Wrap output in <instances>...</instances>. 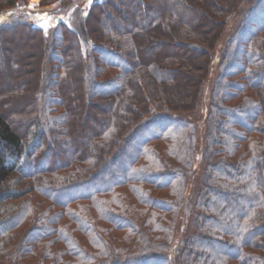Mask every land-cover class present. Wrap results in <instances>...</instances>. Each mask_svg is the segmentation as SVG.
<instances>
[{
  "label": "trees",
  "instance_id": "obj_1",
  "mask_svg": "<svg viewBox=\"0 0 264 264\" xmlns=\"http://www.w3.org/2000/svg\"><path fill=\"white\" fill-rule=\"evenodd\" d=\"M29 1L0 0V42L14 47L28 30L19 60L34 66L12 56L4 64L0 47V264L23 226L12 248L37 259L29 264H264V0H91L86 51L64 17L83 0H42L58 4L35 13L56 20L47 28L18 14ZM109 10L120 20L103 24ZM188 38L211 49L202 85L219 66L200 143L193 122L146 107L140 90L153 86L149 70L161 83L177 79L174 90L194 100L197 84L162 63L179 50L201 58ZM73 95L101 117L81 124ZM36 197L44 200H28Z\"/></svg>",
  "mask_w": 264,
  "mask_h": 264
},
{
  "label": "rangeland",
  "instance_id": "obj_2",
  "mask_svg": "<svg viewBox=\"0 0 264 264\" xmlns=\"http://www.w3.org/2000/svg\"><path fill=\"white\" fill-rule=\"evenodd\" d=\"M84 1V2H83ZM82 2H80L78 5H80L81 7H79L78 10H75V12L72 10H70L69 12H67L64 17L66 18V22H68L70 24L71 27L75 28L77 30V32L79 33L80 39L82 41L83 47L86 51V49H89V39L87 36V30L85 27V17L87 15V11H84L85 6H87V4L90 1L86 2L87 0H83ZM42 0H30L29 3L27 5L21 6L18 9V14L20 16H23L24 18H27L28 16L30 17L31 14H35V13H41V12H47V11H54L55 8L58 6V4L55 5H50V6H42L41 5ZM219 5H223L225 7V2L222 0H218L217 1ZM86 3V4H85ZM119 6H123L126 5L124 3V0H120L119 1ZM132 4V3H131ZM77 5V6H78ZM85 5V6H83ZM197 6V5H196ZM204 11H206V14H208L210 17H212L213 19L218 18L216 16V12L209 10L207 8H204V6H202ZM247 8V7H246ZM148 12V9H147ZM222 12V11H221ZM97 13V12H96ZM143 15L145 14L144 11H142ZM217 13H219L217 11ZM222 14V13H221ZM226 14V13H225ZM102 17L101 21H103V24H112V22H118L119 19V14H116L114 12H111V10L107 11V15L101 13L100 14ZM149 17H151L152 19H154V15L152 14V12L148 13ZM47 16V15H46ZM40 17L43 18V20L40 19ZM50 17V16H49ZM63 17V18H64ZM241 18H244L243 16V12H239L238 14L235 15V13L233 14L232 18L228 21V24L225 25V31H224V36L219 40V45L217 50L222 46L227 44V39L232 35V31L233 29L237 26V24H239ZM0 19H1V15H0ZM38 19L40 21H45L42 22L43 27L47 28L48 26H50L53 22L49 23V20L45 19V16L39 15V14H35V16H32V21L34 24L38 23ZM58 20V17H57ZM29 21V18H28ZM31 22V21H29ZM49 23V24H48ZM219 25H223V22L218 23ZM47 25V26H45ZM20 32V35H17L15 37V45L16 46H11L7 43H4L3 41L0 42V47L3 50V57L1 58L2 62L4 64H6V61L8 59V57L12 56V60H15L16 64H19L20 67L22 69H25L27 71H32V69L34 68V66L32 65L33 63V59L31 58L29 61V66L25 67L24 63H21L19 60V57L22 55L21 53V47L19 45H21V41L20 39L23 38L25 35H27L29 32L26 29H20L18 30ZM220 34L217 35V37H219ZM15 36V35H14ZM12 36V33L9 34V37H14ZM215 36L214 32H211V34L209 33L208 38L209 37H213ZM186 41L191 42L193 46L198 45L200 46V51H201V58L196 59L194 61L193 57L191 56V58H189V54H182L183 50H179V52H176V55L179 54L183 55L180 58H176V57H170L166 60H164L163 63V68L164 69H168V70H178L179 74L183 75L184 77H186L189 80H193V82H190V85H195L197 84V90L196 93L194 95V100L191 101L187 100L185 97V94H187V92H182L179 88H177V90H174V87L177 85V79L174 80H170V83L167 84L165 82H159V80L155 77L152 76L151 72L149 70H146V73L153 79L154 83L153 86L150 85H144L140 87V90L143 92V96L145 97V99L147 98L146 101V107L148 106H152V107H156V106H160V105H164V107H169L172 108V110L176 113H178L179 116L185 117L188 120H190L191 122H193L195 124L196 127V137L200 143L201 137L204 136L206 134V131L208 130V119L206 116V111L205 109H207L206 106H208L209 103V96H210V86L211 84L214 83V80L219 72V66H218V62L215 64H213V68H212V72L210 74V77L207 81H205V83L202 85V80H203V76H202V66L203 65V61L204 59H208L209 60V54L208 52L211 51V49L206 45V42L204 41L203 38H193L191 39H186ZM145 44V43H144ZM217 50L214 52L216 54ZM213 53V55H214ZM90 54V53H89ZM217 54L220 55V52H218ZM205 55V56H203ZM219 59V58H218ZM217 59V61H218ZM47 61L49 62V65L52 64V57L49 56ZM47 62V64H48ZM208 66H206L205 68L207 69ZM207 72V71H206ZM194 75V77H192ZM28 76L32 77L33 73H29ZM163 79H166L167 77H169L167 74L162 73L161 74ZM205 77V76H204ZM202 86V87H201ZM166 89V92L163 93L162 90ZM169 89L168 93L170 92L171 95V99L172 102L169 101V96L167 93V90ZM202 89V93H200ZM187 90V89H186ZM177 91V92H176ZM7 94V92H4V95ZM76 94V93H75ZM72 100L74 101V111L79 113L80 110V116H81V124L83 123H87L89 125L93 124V117H95V119H99L101 117V115L99 114L100 111H97L93 108H86L85 106L80 107V101L77 98V95H74L72 97ZM5 103L7 104V106L10 107V101L5 99ZM24 115V113H23ZM22 115V117H23ZM24 119L26 118L25 116L23 117ZM23 120V119H21ZM81 137L82 138V142L83 143H87L88 139L90 137V135L86 132L85 134H83ZM196 174L195 176H200L201 174V170H202V166L197 165L196 167ZM192 181V180H191ZM195 183H197V180L195 179ZM89 190V187H84L83 189H80L79 192L80 193H85ZM191 190V186L189 188L188 191ZM189 195V194H188ZM27 199H22L21 201H24ZM28 200H32L33 204H36L37 200H41L43 201L44 199H39L38 197H36L35 199H28ZM62 201L68 200L66 198H62ZM18 219H14L13 222H17ZM23 230H24V226L19 229L16 234V236L11 239V242L8 244H6L3 248L4 251V255H3V264H12V262L15 263H21V264H29L31 262H35L37 259L34 258H27V259H18V257L16 258L13 253L14 248H12V244H17L20 241V237L23 235Z\"/></svg>",
  "mask_w": 264,
  "mask_h": 264
}]
</instances>
